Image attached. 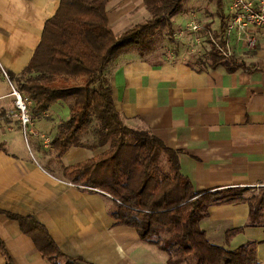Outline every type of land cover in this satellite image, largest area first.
I'll return each mask as SVG.
<instances>
[{
	"label": "crops",
	"instance_id": "obj_1",
	"mask_svg": "<svg viewBox=\"0 0 264 264\" xmlns=\"http://www.w3.org/2000/svg\"><path fill=\"white\" fill-rule=\"evenodd\" d=\"M59 3L0 0V82L9 74L18 76L28 66L44 25ZM107 10L116 34L138 23L134 22L137 11H147L143 0H108ZM222 11L225 19L223 7ZM172 20L177 34L182 28L176 25L177 15ZM254 32L255 48L231 41L247 69L229 71L223 65H207L197 70L181 52L152 56L129 49L110 66L108 78L125 122L149 128L178 149L181 170L197 191L264 186V33ZM180 39L184 45L185 36ZM68 115L69 103L60 102L36 118L40 126L38 132L31 129L28 149L18 148L10 138L0 141V209L33 216L63 252L89 264H168L167 254L158 246L141 239L136 229L115 222L109 194L63 178L62 165L104 151L71 147L57 158L50 141L60 120ZM21 126L13 91L1 93L0 132L16 133ZM249 212L244 201L214 205L201 226L212 243L230 250L248 241L258 242L257 257L264 264V227L248 226ZM232 230L235 233L227 237ZM0 238L15 264H57L39 251L18 221L4 214H0ZM0 264H7L1 250Z\"/></svg>",
	"mask_w": 264,
	"mask_h": 264
},
{
	"label": "trees",
	"instance_id": "obj_2",
	"mask_svg": "<svg viewBox=\"0 0 264 264\" xmlns=\"http://www.w3.org/2000/svg\"><path fill=\"white\" fill-rule=\"evenodd\" d=\"M184 1L143 0L149 19L116 34L109 23L108 0H60L28 66L18 76L8 77L16 81L32 119L44 116L57 103H69V115L60 120L50 141L56 157L60 159L71 147L104 151L62 165L63 178L109 194L115 222L136 229L141 239L158 246L167 254L168 264H259L258 242L248 241L230 250L212 243L201 221L214 205L244 201L250 210L247 225L264 227V188L261 194H249L251 188L240 186L197 191L181 170L180 151L149 128L129 126L115 104L110 66L128 49L146 54L149 40L165 24L175 36L172 18ZM222 6L218 0L221 34L225 25ZM206 26L210 28L209 23ZM205 41L210 49L189 65L197 70L207 65H223L229 71L247 69L242 57L225 55L208 33ZM218 43L225 46V39L220 36ZM0 214L18 221L46 258L57 264V259H65V264H89L63 252L33 216L1 209ZM235 231H228L227 237ZM0 250L7 264H15L1 238Z\"/></svg>",
	"mask_w": 264,
	"mask_h": 264
},
{
	"label": "rangeland",
	"instance_id": "obj_3",
	"mask_svg": "<svg viewBox=\"0 0 264 264\" xmlns=\"http://www.w3.org/2000/svg\"><path fill=\"white\" fill-rule=\"evenodd\" d=\"M222 7L224 8V11H228V6H229V0H222ZM219 9H218V0H185L182 4L181 10L176 14L177 15V20H176V25L178 27H182L178 29L181 31L182 29H185L187 27L188 22L192 19L193 14L196 15L197 19L199 22H201L206 29L207 26L206 24H210L209 30L214 32H211L212 38L216 41L219 40V32H220V24H221V16L219 14ZM226 14V13H225ZM150 13L148 10L144 11V13L136 12L135 13V19L134 22H143L147 19H149ZM174 18V17H173ZM174 22V21H173ZM133 24V23H132ZM131 25V24H130ZM134 25V24H133ZM131 27V26H130ZM174 27V26H173ZM176 29V28H175ZM173 30V28H172ZM206 30H203L198 34L199 37L202 38V42L198 45V48L196 49L197 51H192L191 47L196 46L195 43V34L192 32H185V43L184 45H180L181 41H177V39L180 37L179 36H174L173 34H170V30L168 28V25H164L161 28H159L155 34L151 37L149 40L148 45L145 47L144 52L151 54L152 56H156L160 54L161 52H166V53H171V55H175L178 53H184L185 56H187L189 61L194 60V58L207 50L210 49V45L205 41L206 38ZM204 35V36H203ZM184 42V41H183ZM129 50H134L138 51L137 48H132ZM188 52V53H187ZM16 81L10 79L9 77L5 76L4 81L0 82V94L1 93H9L16 88ZM14 94V93H13ZM95 102H99V96L95 95ZM17 107V105H16ZM18 112H20L19 108L17 107ZM67 118V117H66ZM35 121V125L33 124ZM31 121L28 125L26 126H21V129L16 132V133H7V135H3V132H0V141H4L7 138L12 139L13 142L18 144V148H21L20 146H23V148L28 149V144L31 139V129L36 128L38 132V127L40 126L38 123V119H34ZM49 135L51 134L48 132ZM47 133V134H48ZM54 132H52L53 134ZM49 137H45V140H47ZM263 186L258 187V188H251V193H256V194H261L263 192Z\"/></svg>",
	"mask_w": 264,
	"mask_h": 264
},
{
	"label": "built area",
	"instance_id": "obj_4",
	"mask_svg": "<svg viewBox=\"0 0 264 264\" xmlns=\"http://www.w3.org/2000/svg\"><path fill=\"white\" fill-rule=\"evenodd\" d=\"M224 31L220 36L225 39V46H222L218 41L212 38L211 31L199 22L196 15L193 14L192 19L188 22L187 27L175 34L179 37H184L185 32L195 34L196 46H192V51H197L198 45L202 42V38L197 33L206 30L210 35L211 40L216 46L227 56L235 54L231 46V41L234 39L236 43L245 45L246 48H255L257 45V37L254 30L260 29L264 33V0H229L228 11L224 19ZM219 36V37H220ZM220 39V38H219ZM16 96V105L19 108V117L23 126L28 125L32 118L27 109V102L16 88L13 90Z\"/></svg>",
	"mask_w": 264,
	"mask_h": 264
}]
</instances>
